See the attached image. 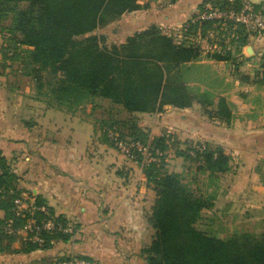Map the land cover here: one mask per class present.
Returning a JSON list of instances; mask_svg holds the SVG:
<instances>
[{
  "label": "trees",
  "instance_id": "16d2710c",
  "mask_svg": "<svg viewBox=\"0 0 264 264\" xmlns=\"http://www.w3.org/2000/svg\"><path fill=\"white\" fill-rule=\"evenodd\" d=\"M175 1L172 0V4ZM207 1L221 9H238L242 2ZM105 2L109 4L106 13L102 7ZM139 8L137 0H0V22H7L8 46L11 44L14 48L7 58L24 66V75L38 83V89L45 86L46 92L42 93L43 100L41 98L43 102L66 110H74L96 98L108 99L130 113L158 112L165 104L188 105L191 99L172 71L200 56L196 48L175 44L157 25L133 31L122 42L115 43H107L106 37L99 32L122 14ZM201 27L205 30L212 27V23L203 22ZM195 29L196 26H193L192 30ZM236 32L238 38L233 52L206 56L230 63L234 75L247 81L246 75L237 73L240 61L235 55L248 44L247 34L242 28ZM141 52L151 53L158 60L141 66ZM44 74L47 80H44ZM254 82L264 85V56ZM207 114L226 123L230 121V113L222 97L216 109L209 110ZM113 123L126 125L125 121ZM113 126L110 124L107 129L118 133L120 138L139 140L148 144L152 152L155 149L164 150L163 135L153 138L152 144L138 128L131 135L121 133L119 128H110ZM130 127H135V124L131 123ZM103 133L113 145L107 131ZM262 141L261 145L255 138L240 139L238 142L250 144V150L257 145L264 147V139ZM191 150L193 155L188 156L196 162L197 171L212 176L230 169V156L219 145L203 144L201 149ZM142 169L155 193L147 215L153 235L149 244L141 249L144 264H264V231L260 234L234 231L223 238L208 234L197 225L202 220L203 209L212 205L210 198L193 194L179 173L165 170L162 155L159 162H150ZM18 180L0 149V210L3 212V217H0V254L47 249L55 240L71 239V234L42 232L41 243L24 242L18 250L10 248L17 236L4 232L5 222L11 221L14 227H19L31 217L26 211L23 217L16 216L13 211L14 199L22 196ZM33 200L32 207L35 209L32 216L37 221L52 219L68 222L62 216H54L39 195ZM38 207H43L44 211L38 210ZM2 237L7 238L6 242ZM71 257L94 262L92 258L75 255L59 257L46 264Z\"/></svg>",
  "mask_w": 264,
  "mask_h": 264
},
{
  "label": "crops",
  "instance_id": "0c3cea01",
  "mask_svg": "<svg viewBox=\"0 0 264 264\" xmlns=\"http://www.w3.org/2000/svg\"><path fill=\"white\" fill-rule=\"evenodd\" d=\"M160 1L137 0L139 9L122 14L99 32L106 37L107 43H115L150 25L169 29L195 13L206 0H176L169 6H162ZM249 1L264 14V0ZM247 46L252 47L250 56L244 52ZM242 53L238 58L237 73L246 75L247 81L234 75L230 63L205 54L174 69L173 74L177 71L176 78L182 82L191 99L185 106L165 104L162 106L164 112L135 114L108 99L96 100L112 108L119 106L125 115L119 121H127L129 113L139 119L140 128H149L155 116L157 126H152L150 131H156L158 126H167L165 131H177L195 123H198V130L209 125L200 113L206 115L209 110L216 109L222 97L230 113V122L252 132L249 136H242L233 131L235 127L226 129L216 126L212 130L216 138L229 139L227 137L231 133L234 141H237L236 137L264 139V133L259 132L264 130V85L254 82L264 56V31L254 34L243 46ZM35 101L43 105H40L41 110L33 107L37 110L34 120L38 128L43 126L46 131H34L35 126L30 123L23 124L22 131H19L20 126L11 127L8 124L14 119L16 111L13 103L5 104L0 88V149L19 177L18 188L22 190L26 202L32 204L33 197L39 195L54 216L75 221L77 232L66 241H53L47 249L0 254V264H46L59 257L75 255L92 258L96 264H144L141 249L149 244L153 235L147 215L155 193L142 167L124 158L102 131H94L90 116L76 113V108L66 110L47 105L41 99ZM26 109L28 112L30 106ZM108 115L117 116L114 112ZM113 121L109 120V123ZM79 122L82 128L87 129L91 125L92 130L78 131ZM171 124L176 128H172ZM262 140L261 143L258 141L260 145ZM257 149L252 147L248 154L255 155ZM248 175L249 170L245 175L247 181L241 182V189L232 201L242 193L252 196V205L248 203L251 217L264 221V189L250 184ZM0 214L3 217L1 210ZM203 216L207 214L203 213ZM21 247L18 241L10 245L12 250Z\"/></svg>",
  "mask_w": 264,
  "mask_h": 264
},
{
  "label": "rangeland",
  "instance_id": "374dc122",
  "mask_svg": "<svg viewBox=\"0 0 264 264\" xmlns=\"http://www.w3.org/2000/svg\"><path fill=\"white\" fill-rule=\"evenodd\" d=\"M102 7H104V12L106 13L109 9V4L105 2L103 3ZM6 24L7 22L5 20H2L0 22V88L3 92L5 104L13 103L14 106H12L15 109L14 111H16L14 113V119L10 120V123L8 124L11 127L20 126L21 128L19 131H22L23 124L30 123L31 126L36 127H33L34 131H46L43 129V126L38 128V123L34 120L35 115L37 114V110L35 108L41 110L42 107L40 105H43L40 102H36L35 100L41 98L43 100L42 93L46 92V88L45 86H42L38 89V83L31 80L30 77L24 75L26 70L25 67H22L20 63L11 61L7 58L10 57L12 53L11 50L13 51L14 48L11 47V44L10 46H8L9 42L8 36L6 35ZM141 53V57L143 60H140L141 66L144 63L154 64L153 60H158V57L151 55V53ZM163 66H165V68L167 67L165 64ZM175 73H177V71ZM43 76L44 80H47L46 74H44ZM104 104L94 99L92 102L79 105L76 108V113L83 116H90L94 124V131H102L103 133V131H106L105 129H107L110 124H112L114 126L110 128H116L117 130L120 129L121 133L134 135L136 133L135 128H138L142 130L143 134H145V139L151 143L153 142V138L163 135L165 139V145L162 152V161L165 170H167L168 172L176 171L177 173H179L183 182L186 183L193 194L202 196L204 198H210L212 202V205L209 208L203 209V213H206L207 216H203L202 220L199 221L197 225L199 229L208 232V234L210 235L221 238L230 235L234 231L246 230L255 234H260L264 231L263 219L253 218L251 217V214L249 212L250 206H248V203H250L249 205H252V202L254 201L252 196H248L247 193H242L239 197L236 196L232 201L234 195L241 189V182L247 181L245 175L247 174L248 170V177L250 176V184L264 189V148L259 149V146H257L256 148H258V151L251 159L252 161H250L248 160V153L250 152L249 148L251 146L250 144L234 141L231 133L228 134L227 138L229 139H217L216 134L212 130L213 127L216 126L226 129L235 127L233 131H236L242 136H249L251 135L250 132L252 131H247V129L240 126V124L237 126L236 123H234L235 125H233L230 121L229 123H226L225 121L217 120L210 115H205V113L203 112L200 113L201 118L203 117V121H205L209 125L202 127L200 130L197 129L198 123H195L192 126H194V128L196 129H194L192 126H187L186 129L178 128L176 129L177 131H165L168 128L167 126H158V128H156V131H150L149 129H151L152 126H157L155 116L152 118L151 127L140 128V126H138V118H136L135 116H131L132 114L128 113L126 115L128 117L127 121H119V119L125 118L123 112L119 110V106H116V108H112L109 106V104ZM28 106H30V109L27 112L26 108ZM109 109L111 110L109 111ZM111 112H114L115 114H117V116L114 117L108 115ZM158 112H164L163 107L160 108V111ZM134 113L139 114L137 112ZM109 120H115L118 122L125 121L126 125L121 126L119 125L120 123H109ZM164 120L166 121V119ZM131 123H134L135 127H130ZM78 125V131L92 130L91 125H86L87 129L80 126L81 122H79ZM171 126L172 128H176L173 124H171ZM16 130L17 129H15V131ZM259 132L264 133V130ZM190 142L195 144H189ZM196 144H210L212 146H221L224 153L230 156V169L226 172L218 173L212 176H209L206 172L203 173L197 171L196 162L192 161V158L188 156L193 155V151L191 149L196 148ZM126 159L132 161L128 158ZM132 162L137 163L136 161ZM249 164H251L250 169L248 168ZM23 199H25V197H23ZM24 205L26 208L29 205L32 206V204L30 203H24ZM22 214V216L20 217H23L25 215V212ZM68 221L73 223V220ZM76 232L77 227L74 229L71 237H73ZM16 236L17 238L15 241L23 244L24 241L21 240L20 236ZM2 238L4 240L3 242H6L5 240L7 238Z\"/></svg>",
  "mask_w": 264,
  "mask_h": 264
},
{
  "label": "built area",
  "instance_id": "2783aa9c",
  "mask_svg": "<svg viewBox=\"0 0 264 264\" xmlns=\"http://www.w3.org/2000/svg\"><path fill=\"white\" fill-rule=\"evenodd\" d=\"M162 6H169L172 0H161ZM203 22H211L212 27L202 29ZM196 26L195 30L192 27ZM242 28L247 34V40L254 35L264 31V14L260 8L254 6L249 0H242L238 9H221L210 1L201 3L197 11L186 18L182 23L169 29H162V33L170 36L175 44L190 45L196 48L200 54H224L233 52L238 38L237 29ZM243 49V47H242ZM241 52L235 54L236 59L243 55ZM233 67V66H232ZM113 142V146L124 157L136 161L140 167L150 163L159 162L162 152L152 149L148 144L139 140L118 137V133L105 129ZM195 144V143H189ZM198 149L202 145L195 146ZM22 197L14 199L13 211L16 216H22L24 211L31 217L27 218L19 227H14L11 221H6L3 225L4 232L8 235H18L24 242L41 243L43 241L42 232H59L72 234L76 228L75 222H59L52 219H41L37 221L33 216L35 207L29 205L27 208ZM44 211L43 207L37 208ZM22 214V215H21ZM52 264H95L84 258L71 257L64 261H54Z\"/></svg>",
  "mask_w": 264,
  "mask_h": 264
},
{
  "label": "water",
  "instance_id": "95a60500",
  "mask_svg": "<svg viewBox=\"0 0 264 264\" xmlns=\"http://www.w3.org/2000/svg\"><path fill=\"white\" fill-rule=\"evenodd\" d=\"M244 52L246 55L250 56L252 55V47L251 46H247L245 49H244ZM158 118H160V115H158ZM237 141H240V137H236L235 138ZM258 141L261 143L260 139H258ZM254 154H251L249 155L248 159L250 160V158L253 156Z\"/></svg>",
  "mask_w": 264,
  "mask_h": 264
}]
</instances>
